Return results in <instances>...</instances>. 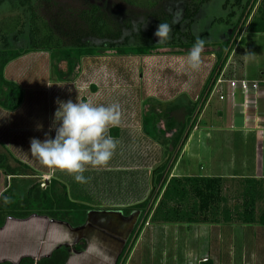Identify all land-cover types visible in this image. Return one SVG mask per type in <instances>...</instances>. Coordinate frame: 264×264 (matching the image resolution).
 <instances>
[{
    "label": "rangeland",
    "instance_id": "obj_1",
    "mask_svg": "<svg viewBox=\"0 0 264 264\" xmlns=\"http://www.w3.org/2000/svg\"><path fill=\"white\" fill-rule=\"evenodd\" d=\"M32 1L33 4L39 5V14L59 28H62L60 20L67 19L68 23L71 24L75 18L74 15L68 18V12L77 13L88 5H99L106 11L110 20L122 29V37L117 42L118 45H121L124 37H129L128 44L132 45L133 35L150 32L152 41L149 42L153 44V47L147 55H116L109 49L101 50L103 44H100L99 40L87 38L84 42L89 46L97 47L99 49L98 54L93 57L74 58L75 66L72 74L63 77L60 76L59 72L65 73L66 60L51 58L47 52L39 51H34V53L25 57L30 58L27 59L28 63L25 68V76L28 77H26L27 90L24 92L26 98L22 107L24 115L18 118L16 116L12 121V126L18 125L23 129L21 132L16 131L19 137L12 138L7 135L2 139L17 159L31 166L32 171L28 170L25 173L28 175L35 174L33 178L24 181L22 179L19 183L22 185L34 181L48 182L53 177L67 186L69 197L72 200L85 203L94 208L128 207L141 203L148 197L150 200L146 209L151 204L155 206L159 196L154 202L153 196L158 189L155 185L156 174L154 171L164 162L167 161L169 165L173 161L170 176L182 177L180 172L182 170L177 171V168L186 166V158H182L181 166L176 160L179 159L184 145L175 157L178 146H173L175 144L173 141L180 134L182 125L185 128L190 125L187 122L188 110L194 107L204 80L209 75L217 58L216 54L218 52L221 55L224 54L218 47L213 49L209 44L221 42L224 40L225 34L232 31L234 21L243 14V4H234V0H208L199 6L191 25L188 26L187 21H182V17L184 8L191 5V0H161L152 9L133 7L123 2L124 0ZM141 1L144 0H136L137 3ZM225 2H227L226 8H223ZM14 13H21L24 20V26L15 43H18L17 47H27L29 36L28 11L25 8L14 9L8 3L0 7L1 15ZM161 13L172 16L169 22L171 25L169 40L172 38V31L177 22L181 23V34L190 32L195 39L200 36L205 40L198 70H191L186 63L187 54L191 48L160 47L163 45L157 43V38L153 36V32L158 24L156 16H162ZM145 20L146 26H143ZM63 29L67 28L64 27ZM182 39L184 38L182 37ZM169 40L167 42L170 43ZM185 41L182 40L184 44H186ZM235 50L238 51V48ZM238 54H235L234 58ZM31 58L36 59L35 61L32 60L36 65H33ZM236 64L238 62H231L228 67H224L225 75L228 76L227 73L232 71L229 68ZM69 99L73 102L83 100L95 105L118 106V123L115 126H110L107 133L117 141V148L106 165L102 167L86 166L83 173L87 178L86 183L74 181L71 175L59 169H51L41 165L29 152L30 138L43 139L44 131L48 130L57 107L55 101H67ZM208 101L205 100L204 103ZM212 105L213 103L204 110L205 115L209 114ZM198 106H195L191 115L194 128H196L195 125L197 126L200 123V119L204 118L201 110L197 112ZM142 121L150 124L151 122L154 123L156 139L144 134L141 129ZM171 123L173 126L170 127ZM37 124H42L43 129L37 131ZM114 128L117 129L116 136L111 134V129ZM49 135L53 136L54 132H50ZM177 143L179 144V142ZM9 163L12 164L13 162L9 161ZM3 187V175L0 170V194ZM261 190V197L258 199L256 206L257 214L264 210V184ZM241 191V179H223L222 195L225 197L226 205L230 209L240 206ZM151 193L153 194L151 195ZM41 220L42 226L46 225L43 232H41L44 240L51 236L59 237L61 240H68L65 237H71L64 234V225L61 222H52L45 218ZM206 224L198 223L192 227L190 234L192 233L195 241L192 240V236L184 239L178 235V232L171 231L178 249L172 251L171 257L160 258L161 256L156 252V256L149 252L143 246L146 237L150 236L149 233L146 234L141 239L142 242L135 246L129 264H189L190 257L184 258L185 255L178 256L177 253H183L179 249L183 247L185 240L188 249L184 254H193L194 250L199 253L201 249L207 248L208 244H212L213 237L215 238L213 236L215 235L213 233L214 225ZM218 225L215 229L220 230L221 234L219 236H222V238L219 239V246L217 247L226 248L227 235H230L231 232V244L235 246L237 252L243 244H247L248 250L253 248L257 240H260L258 237L264 234V229L260 226L240 228L242 223L238 221L228 223L221 221ZM38 234L40 233L38 232ZM80 237L82 236H79L78 239ZM76 239L77 235H75ZM159 240H162V235L159 236ZM70 241L72 242V239ZM78 243V246H81V241ZM213 252L218 256V258H215L217 264H261V259L247 258L245 262L240 257L232 259L231 262H226L227 251L221 252L224 253L223 255L216 251ZM140 256H150L151 258L144 257V260H140ZM200 259V256L191 255V264H200L197 262Z\"/></svg>",
    "mask_w": 264,
    "mask_h": 264
},
{
    "label": "trees",
    "instance_id": "obj_2",
    "mask_svg": "<svg viewBox=\"0 0 264 264\" xmlns=\"http://www.w3.org/2000/svg\"><path fill=\"white\" fill-rule=\"evenodd\" d=\"M160 1L144 0L137 3L131 0L128 2L136 4L138 7L152 9ZM207 1L191 0V5H187L184 8L182 21H187L188 26L191 25L199 6ZM6 3L12 5L14 9L25 8L29 13L27 16L29 28L27 47H17L18 43H15L24 26L22 14H0V107L8 111H14L21 105L23 91L17 83L4 77V68L8 63L22 55L29 52L42 51L47 52L51 58L66 60L65 73L59 72L60 76L63 77L72 74L75 66L74 58L80 59L98 54L99 49L87 45L83 41L84 37L104 41L101 50L109 49L116 55H147L153 47V44L149 42L152 41L150 32L133 35L134 40L132 45L128 44L129 37H124V41L121 45H118L117 42L122 37V30L95 5H88L77 13L68 12V18L73 15L75 18L71 24L68 23L67 19L60 20L62 28H59L39 14V5L33 4L32 0H0V7ZM235 3L237 5L243 4V14L238 18L229 36L218 45L219 50L224 54H218L194 103V107L188 110L187 122L190 123L189 127L185 128L182 125L180 134L173 141L175 143L173 146H178L175 157L180 152L194 127L191 120L192 110L198 105L197 112L201 110L211 85L222 70L230 48L238 36V33H234V30L238 25H240L239 28H242L250 11L255 6L256 0H234ZM226 4L227 2L223 4V8H226ZM161 14L162 16H156L157 22L169 24L172 18L171 15ZM255 14L256 16L253 15L248 21L246 30L253 33L264 32V0L259 1ZM179 24L177 22L174 26L172 38L169 40L170 43H164L162 44L163 46H174L185 49L193 46L195 37L190 32L181 34ZM64 27L67 29H63ZM182 40H186V44ZM171 126H173L172 123L170 124ZM141 129L146 136L156 139L154 123L151 122L150 124L142 121ZM111 131L113 136L117 135V129L114 128ZM13 160L17 166L12 168L7 162V157L2 154L0 155V170L2 175L13 176L11 177L9 186L0 195V228L8 217L23 219L32 214L46 216L51 220L64 221L69 223L71 227H78L84 224L86 215L92 207L85 203L71 200L66 185L55 178L49 179L48 184L44 188L40 187L39 181L20 186L15 185V177L25 174L24 172L30 169L24 163L16 159ZM172 165L173 161L169 165L166 161L154 171L156 174L154 179L155 185L158 189L153 196V201L155 202L159 196L155 206L151 204L146 209L150 200L148 197L141 203L122 209L121 212L127 215L131 211L137 210L140 213L139 218L142 222L149 218L151 222L168 224H206L219 223L221 221L225 223L238 221L242 224L264 225V210L259 214L256 213L257 201L260 198L263 181L258 179L241 180V204L239 207L230 209L227 207L226 199L222 195L223 179L221 177L170 176ZM140 219L139 221L141 222ZM139 224L135 225L133 231L130 233L122 253L118 256L115 264H119L122 261L121 257H123V254L125 255V252H128L129 243L136 239L140 233L141 225ZM68 253L67 247L60 246L51 253L49 258L42 259L36 264H65ZM199 263L210 264V261L207 258ZM19 264H33V261L29 258H23Z\"/></svg>",
    "mask_w": 264,
    "mask_h": 264
},
{
    "label": "crops",
    "instance_id": "obj_3",
    "mask_svg": "<svg viewBox=\"0 0 264 264\" xmlns=\"http://www.w3.org/2000/svg\"><path fill=\"white\" fill-rule=\"evenodd\" d=\"M259 1L260 0H256L255 6L250 11L242 28L234 30V33H238L236 41L239 42L240 40V42L238 43L235 41L230 48L226 62L221 71H223L225 75L224 69L228 67L231 62H238V64L229 68L232 69V71L227 73L228 76L225 75L228 79H245L249 81L264 80V32L253 33L246 30L250 18L253 15L256 16L255 10ZM237 20L238 19L234 21L233 28ZM230 33L225 34L224 40ZM224 40L215 44H209V46L211 45V47L215 49ZM237 48L238 51H234V49ZM31 53L34 52H29L16 58L4 68V77L17 83L21 87L23 91V99L21 105L14 111H8L0 107V155L2 154L7 157V162L12 168L17 166L13 160L16 159L27 165L32 171L31 166L26 162L17 159L2 140L7 135H10L12 138L19 137L16 131L19 130L21 132L23 129V127L21 129V126L18 125L12 126V121L16 116L18 118L21 115H24V112L22 113V107L26 98V93L24 92L27 90L26 77H28L25 76V68L28 63L27 59L30 58L25 57ZM218 54L219 52L216 55L218 56ZM235 54L238 55L234 58ZM32 60L35 61L36 59L31 58V61ZM34 61H32V63ZM33 65H36V63H33ZM207 77L208 76H206L204 83ZM21 82H23V84H21ZM263 87L264 84L261 82L260 90L257 95L244 94L240 89H236L234 95L226 97L224 100H218L214 97L207 103H203L201 112L203 113L204 118L200 119V123L197 126L195 125L196 128H192L184 143L182 153H180L179 159L176 160L181 166L182 158H186V166L177 168V171L182 170L180 171L182 176L221 177L225 180L258 179L263 181L264 184ZM211 103H213V105L209 114L205 115L204 110L207 109ZM9 161H12L13 163L11 164ZM31 175H28L27 173L19 175L15 177L14 183L16 182L15 184L20 186V180L23 179L24 181L33 178V175L35 174L32 173ZM11 177L13 176H3L4 187L2 188V192L9 186ZM44 183L45 185L48 184V182ZM124 208L126 207H92V209L88 211L87 221L84 225L76 228H69V230L63 226L64 234L71 236L65 237L68 238V240H61L59 237L56 238L53 236L46 238V240L42 238L41 232H43L46 225L44 227L42 226L41 219L45 218L46 220L48 219L52 221L46 216L32 214L23 219L8 217L6 218L4 225L0 228V263L19 264L21 259L29 258L33 261V264H36L42 259L49 258L56 248L65 246L69 250L65 264H115L130 235L128 233L134 223V217L130 216L128 218H121L117 212L108 211L96 213V211L122 210ZM89 214L90 216L88 218ZM98 220L102 222L99 226L92 225ZM139 222L136 223V225L139 224ZM209 224L211 226L214 225L213 233L215 235L213 236H215V238L213 237V243L210 245L208 244V249L203 247L204 249H201L199 253L194 250L192 252L193 254H191L192 256H200L201 258L207 257L210 264H217L215 258H218V256L213 251H216L219 254L227 251L228 257L226 262H231L232 259L240 257L244 259L245 262L247 261V258L261 259V264H264V234L258 237L260 240H257L256 244L253 245V248L248 250L247 244H243L241 249L237 252L235 246L231 244V232L230 235L226 234L228 236L226 240L228 242L226 248L222 249V247H217L219 246V239L222 238V236H219V234H221L219 232L220 230L217 228L215 229V227H218L219 225L218 223ZM139 225H141L140 233L136 239L129 243L128 252H125V255H122V261H120L119 264H129V261L131 262V256H133L135 246L142 242L141 239L148 233L150 236L146 237L143 246L152 254L155 255V252L159 254V256H161L160 258L171 257L172 251L177 249L172 232H178L180 237L186 239L188 236H192L190 231L192 230V227L197 224L151 222L150 219L147 218L144 222L141 220ZM255 226H260L264 229V225L260 224H242L240 228H255ZM89 229L95 231L90 233L88 232ZM38 232L40 234H38ZM76 232L83 234L84 236L75 240ZM161 235L162 240L160 241L159 236ZM252 235L255 238L253 232ZM192 238V240L195 241L193 236ZM70 239H72V242ZM80 240L81 246H78ZM187 246L185 240L183 247L179 246V251L183 253L179 254L178 252V256L185 255L184 258L189 257L190 253L184 254L187 252ZM196 248L198 249L197 245ZM210 248L213 249L210 250ZM223 254L224 253H221L220 255ZM144 257L145 256H140V260H144ZM145 258L151 257L146 256Z\"/></svg>",
    "mask_w": 264,
    "mask_h": 264
},
{
    "label": "clouds",
    "instance_id": "obj_4",
    "mask_svg": "<svg viewBox=\"0 0 264 264\" xmlns=\"http://www.w3.org/2000/svg\"><path fill=\"white\" fill-rule=\"evenodd\" d=\"M146 26V20L143 21ZM171 25L158 23L153 36L157 43H166L170 38ZM205 40L197 36L187 54V66L193 71L200 67L201 53ZM53 113L43 139L30 138L29 152L39 163L47 168L59 169L72 176L78 183H86L83 175L86 166L102 167L112 158L117 141L108 135L110 126L118 123L117 105H95L91 102L55 101ZM43 129L42 124L36 130ZM54 132L53 136L49 133ZM7 200V198H5ZM191 264V253L189 254Z\"/></svg>",
    "mask_w": 264,
    "mask_h": 264
},
{
    "label": "built area",
    "instance_id": "obj_5",
    "mask_svg": "<svg viewBox=\"0 0 264 264\" xmlns=\"http://www.w3.org/2000/svg\"><path fill=\"white\" fill-rule=\"evenodd\" d=\"M261 82L264 84V80L249 81L245 79H228L225 77L224 72L220 71L211 85L206 100L208 101L212 97H216L218 100H224L226 97L234 95L236 89H240L244 94L257 95L260 90ZM40 187H45L44 181L40 182ZM206 259L207 258L203 257L197 262L204 261Z\"/></svg>",
    "mask_w": 264,
    "mask_h": 264
},
{
    "label": "flooded vegetation",
    "instance_id": "obj_6",
    "mask_svg": "<svg viewBox=\"0 0 264 264\" xmlns=\"http://www.w3.org/2000/svg\"><path fill=\"white\" fill-rule=\"evenodd\" d=\"M128 1H131V0H124L123 2H125V3H127V4H129V5H132L133 7H138L136 4H132V3H129ZM134 1H136V0H134ZM91 5H95V6H97V7H99L100 8V10L103 12V13H105V15L108 17V15H107V13H106V11L103 9V8H101L99 5H96V4H91ZM172 17V16H171ZM109 18V17H108ZM186 22V21H185ZM181 24V23H180ZM179 24V29H180V32H182V29L180 28V25ZM122 30V29H121ZM87 38H90V37H84L83 38V41L85 40V39H87ZM95 39V38H94ZM96 40H98V39H96ZM100 41V44H103V42L104 41H102V40H99ZM91 46V45H90ZM160 47H165V46H160ZM169 47H172V46H169ZM174 47V46H173ZM97 48V47H96ZM176 48H178V47H176ZM180 49V48H179ZM117 212L118 214H119V216L122 218H128V217H130V216H133L134 217V223H133V225H132V227H131V229H130V231H129V233L128 234H130L132 231H133V229H134V227H135V225H136V223H138V221H139V217H140V213H139V211H137V210H134V211H131L130 213H128L127 215H125V214H123L122 212H121V210H105V211H96V213H100V212ZM88 214V213H87ZM89 216H90V214L88 215V218H89ZM52 221H54V222H61V224H63L65 227H67L68 229L69 228H76V227H71L70 226V224L69 223H67V222H64V221H58V220H52ZM87 221V215H86V220H85V222ZM85 222H84V224H85ZM102 222L101 221H95V223L94 224H92V225H95V226H99L100 224H101ZM83 224V225H84ZM80 226H82V225H80ZM80 226H78V227H80ZM95 230H88V232H90V233H93ZM76 235H77V238L79 237V236H84L83 234H80V233H75ZM81 241V240H80ZM79 241V242H80Z\"/></svg>",
    "mask_w": 264,
    "mask_h": 264
}]
</instances>
